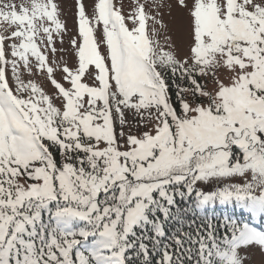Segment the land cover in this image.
I'll return each instance as SVG.
<instances>
[{
	"label": "snow or ice",
	"instance_id": "1",
	"mask_svg": "<svg viewBox=\"0 0 264 264\" xmlns=\"http://www.w3.org/2000/svg\"><path fill=\"white\" fill-rule=\"evenodd\" d=\"M76 16L73 69L57 0H0V264H264V0Z\"/></svg>",
	"mask_w": 264,
	"mask_h": 264
},
{
	"label": "rangeland",
	"instance_id": "2",
	"mask_svg": "<svg viewBox=\"0 0 264 264\" xmlns=\"http://www.w3.org/2000/svg\"><path fill=\"white\" fill-rule=\"evenodd\" d=\"M60 9H61V20L66 24V33L63 36V43L59 41L56 43V48L58 50L64 49V51H58L55 54V59L61 64V67L66 62L67 66L70 68H76L78 66V58L75 55V52L70 47V40L72 38H78V25H77V16H76V0H57ZM85 4L88 15L91 17L93 11L94 0H83ZM114 3L117 7L122 8L123 14L127 17L132 8L135 5V0H114ZM151 3V0H149ZM191 5V0H189V6ZM147 10V9H146ZM152 14H155L153 11ZM161 19L163 21V26L155 25L157 29V39L165 49H168V45L172 44L177 50V54L181 57L188 53V46L191 43L190 37V24L191 20L186 11L180 10L178 8H173L169 13L168 9H164ZM128 27L131 28V22H127ZM149 30L153 27L152 21L147 22ZM99 36V33H97ZM170 38V39H169ZM102 52H105L104 47L101 48ZM53 59L52 55L49 54V60ZM55 67V65H53ZM230 73L227 70H220L217 72V76L222 79L225 83H228V77ZM63 73L60 70L54 72V77L64 84L65 87L69 85L62 80ZM30 77L25 76V79ZM37 82H40L45 90L49 93L54 92V88L47 81L46 78L37 77ZM89 83H91L89 81ZM211 86V81H208ZM59 103V101H57ZM131 119V117H129ZM117 132L119 131V126L116 128Z\"/></svg>",
	"mask_w": 264,
	"mask_h": 264
}]
</instances>
